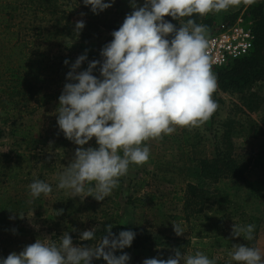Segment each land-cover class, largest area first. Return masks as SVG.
Segmentation results:
<instances>
[{
  "label": "clouds",
  "instance_id": "9594fccd",
  "mask_svg": "<svg viewBox=\"0 0 264 264\" xmlns=\"http://www.w3.org/2000/svg\"><path fill=\"white\" fill-rule=\"evenodd\" d=\"M82 2L98 15L111 8L115 0ZM239 3L240 0H143L140 5L138 0H129L132 11L111 32L112 40L100 49V59L88 61L86 50L71 63L66 74L67 82L54 113L59 131L76 147L59 175V189L70 190L72 198L86 193L84 198L91 196L103 202L119 187L130 165L148 162L150 147L145 142L162 139L177 128L191 130L212 117L218 108L213 99L217 77L207 51L208 27L193 17L219 13ZM165 17L178 21L179 27ZM186 17V21L182 19ZM84 27V20H77L74 32L79 35ZM86 61L87 68L79 70ZM63 63L67 66L69 60ZM93 139L95 146L90 145ZM28 188L33 198L48 196L53 190L39 179H34ZM62 214L63 209L56 210L57 216ZM17 216L25 218L23 213H13L9 219ZM171 224L176 236L185 234L181 224ZM113 227L106 225L104 235L98 239L96 226L79 232L81 242L96 240L94 246L74 244L69 231L58 237L59 243L46 242L50 238L47 236L45 241L37 238L19 253L13 251L6 258L0 257V264H93L101 259L106 264H129L131 257L124 249L131 247L137 233L122 230L117 234ZM255 228V224L233 223L230 238L253 241ZM11 231L17 233L15 228ZM76 231L73 228L72 232ZM172 252L167 259L161 255L146 258L142 264H216L202 251L190 254L175 248ZM229 256L239 264H264L261 249L245 243H233Z\"/></svg>",
  "mask_w": 264,
  "mask_h": 264
},
{
  "label": "rangeland",
  "instance_id": "374dc122",
  "mask_svg": "<svg viewBox=\"0 0 264 264\" xmlns=\"http://www.w3.org/2000/svg\"><path fill=\"white\" fill-rule=\"evenodd\" d=\"M13 1L19 4V9L12 14V24L19 30L21 36L34 42V49L46 50L51 59L61 63L65 78L71 63H74L86 50L88 61L100 59V49L112 40L111 32L117 30L126 14L132 11L129 0H115L111 8L98 15L91 12L90 6H84L82 0ZM256 2H264V0H247V2L240 0L239 4L232 5L227 10L212 14L217 22L232 20L236 12L239 16L248 5ZM138 4L142 5L143 0H138ZM80 13L86 15L81 17ZM81 19L84 20L85 27L77 35L74 32L75 21ZM167 19L179 25V22L171 17ZM65 59L69 60L67 66L63 63ZM88 61L79 70L86 69ZM94 75L98 76L99 72L94 71ZM66 82L65 80L64 84ZM64 84L57 86L53 79H50L46 82L45 90L54 93L58 98ZM0 91L7 92L3 87H0ZM252 91L261 98V104L255 110H249L243 105L239 93L215 91L213 99L221 98L223 101H216L218 108L214 118L211 117L203 125L191 130L177 128L173 134L163 136L162 139L145 142L150 147L148 162L141 166L130 165L128 174L120 179L119 187L114 189L111 196L103 202H98L91 196L84 198L86 193L80 198H72L70 190L57 187L59 175L72 157L76 145L62 135L61 138L50 139L45 145L39 146L33 151L35 156L31 159L32 178L27 185L34 179H39L49 183L53 190L48 196L41 194L40 197L33 198L28 195V200L31 201H28V208L13 212L23 213L24 219L17 216L15 220H10L12 212H0V256L6 258L13 251L19 253L24 246L34 243L37 238L45 241L46 236L50 237L46 242L59 243L58 237L64 231L70 232L74 244L90 243L94 246L96 240L81 242L78 239L79 232L96 226L98 239L105 233L103 224H112L114 226L112 231L117 234L122 230L137 229L140 233L151 236L152 240L166 236L178 237L171 224L176 222L185 229V234L179 237L190 239L191 247L187 253L191 254L193 248H196V251H202L209 259H214L216 264H232L229 252L232 251L233 243H242L240 240L231 239L226 235L193 237L189 225L184 220L172 218L173 214L182 213L181 203L175 195H181L182 189L188 182L225 193L238 209L257 216L259 230L255 238V247H259L264 254V176L261 156L258 154L264 137L253 135L256 126H263L264 81H258L252 87ZM228 119H232L233 126H236L232 136L234 155L240 160L251 158L246 176L252 187L245 186L232 178L211 182L201 176L199 162L192 159L193 143L199 144L201 155L206 154L209 157L214 155L215 144L220 140L224 122ZM0 126L8 131L10 124L0 119ZM90 145L95 146L94 139L90 141ZM19 149L15 138L8 134L0 138V152H14ZM140 183H142L141 188L138 187ZM137 197L143 202L127 201L128 198ZM59 209H63V214L57 216L56 210ZM116 210L118 216L111 219V213ZM29 219H32L31 223ZM13 228L17 229L16 234L12 233ZM73 228L77 231L72 232ZM99 230H102V233H97ZM53 233L55 235H52ZM172 249L171 246L155 243L147 248H134L131 245L124 251L131 257L129 264H142L146 258L162 255V258L167 259L174 254ZM93 264H106V262L101 259L93 261Z\"/></svg>",
  "mask_w": 264,
  "mask_h": 264
},
{
  "label": "trees",
  "instance_id": "16d2710c",
  "mask_svg": "<svg viewBox=\"0 0 264 264\" xmlns=\"http://www.w3.org/2000/svg\"><path fill=\"white\" fill-rule=\"evenodd\" d=\"M18 9L19 4L13 0H0V87L7 90L6 93L0 91V119L10 124L8 131L0 126V138L8 134L17 140L20 147L14 152H0V212L22 211L28 208L27 182L32 178L31 159L35 156L33 151L45 145L50 139L61 138L63 135L58 129L53 112L58 106V98L54 93L46 91L45 87L50 79H53L57 86L64 84L65 72L60 62L51 59L46 50L34 49V42L21 36L16 26L12 24V14ZM236 16L238 12L232 16V20ZM242 17L246 22H250L254 33L252 50L223 66L213 68L212 71L217 77L216 91L239 93L243 105L249 110H255L260 106L261 98L252 91V87L258 81H264V2L248 5ZM193 18L197 23L207 25L208 29L217 23L212 13L205 17ZM165 19L168 20L167 17ZM187 19L186 17L185 21ZM215 101L223 100L215 98ZM214 115L215 113L212 118ZM233 123L232 119L224 122L223 132L215 144V153L212 157L201 155L199 144L193 143L192 159L199 162L201 176L211 182L232 178L252 187L246 176L251 158L240 160L234 155L232 136L236 126H233ZM262 124L263 126L254 128V136L264 137V117ZM258 154L261 156L264 176V140L259 146ZM138 187L141 188L142 183ZM182 191L181 195H175L181 203L182 213L173 214L172 218L184 220L189 225L193 237L230 236L233 223L255 224L253 241H245L242 237L236 238L249 246H255L259 230L257 216L238 209L227 194L216 189L188 182ZM127 201L143 202L138 197L128 198ZM114 216H118L117 210L111 213V219ZM103 226L106 227V224ZM132 231L137 233L132 243L134 248H147L156 243L171 246L173 249L180 248L182 252L187 253L191 247L188 238L166 236L152 240L151 236L142 234L137 229ZM97 233H102V230ZM196 250L193 248L191 254H195ZM232 264L239 262L233 261Z\"/></svg>",
  "mask_w": 264,
  "mask_h": 264
},
{
  "label": "built area",
  "instance_id": "2783aa9c",
  "mask_svg": "<svg viewBox=\"0 0 264 264\" xmlns=\"http://www.w3.org/2000/svg\"><path fill=\"white\" fill-rule=\"evenodd\" d=\"M243 14L234 20L218 21L208 29V55L213 68L223 66L233 59L248 54L254 44V33L250 22Z\"/></svg>",
  "mask_w": 264,
  "mask_h": 264
}]
</instances>
